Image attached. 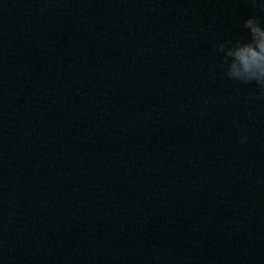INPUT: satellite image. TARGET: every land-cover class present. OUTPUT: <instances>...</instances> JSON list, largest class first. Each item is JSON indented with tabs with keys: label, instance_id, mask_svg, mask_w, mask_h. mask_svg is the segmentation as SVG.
I'll use <instances>...</instances> for the list:
<instances>
[{
	"label": "clouds",
	"instance_id": "1",
	"mask_svg": "<svg viewBox=\"0 0 264 264\" xmlns=\"http://www.w3.org/2000/svg\"><path fill=\"white\" fill-rule=\"evenodd\" d=\"M253 9L264 13L261 0H248ZM240 27L246 38L239 36L219 43L213 47L221 56L225 75L229 80L244 85H254L253 98L264 102V22L256 14L243 18ZM248 137L242 135L240 143H247Z\"/></svg>",
	"mask_w": 264,
	"mask_h": 264
}]
</instances>
